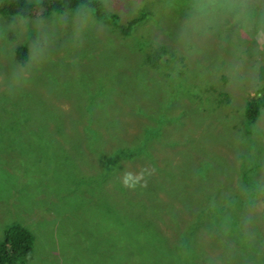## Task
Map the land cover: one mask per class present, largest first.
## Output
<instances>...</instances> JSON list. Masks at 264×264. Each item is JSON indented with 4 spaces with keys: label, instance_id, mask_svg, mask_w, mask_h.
Instances as JSON below:
<instances>
[{
    "label": "rangeland",
    "instance_id": "1",
    "mask_svg": "<svg viewBox=\"0 0 264 264\" xmlns=\"http://www.w3.org/2000/svg\"><path fill=\"white\" fill-rule=\"evenodd\" d=\"M100 1L147 16L0 13V241L34 234L15 264H264V0Z\"/></svg>",
    "mask_w": 264,
    "mask_h": 264
},
{
    "label": "trees",
    "instance_id": "2",
    "mask_svg": "<svg viewBox=\"0 0 264 264\" xmlns=\"http://www.w3.org/2000/svg\"><path fill=\"white\" fill-rule=\"evenodd\" d=\"M86 6L94 9L95 15L106 23L115 25L123 35H129L134 25L143 20L147 13L143 12L139 16L131 18L126 24L120 22L119 16L105 8L100 0H41L39 2H30L28 0H0V13L3 15H22L29 16L32 13L40 12L46 16L52 11H64L77 6ZM156 57L159 51L154 52ZM16 57L21 64H25L28 57V49L21 45L16 50ZM155 62L156 58L151 59ZM264 78V65L262 66ZM264 92V88L257 91ZM261 102L252 97L245 106L246 117L254 121L260 114ZM34 234L26 226L16 223L6 229L5 238L0 241V264H15L18 260H24L33 250Z\"/></svg>",
    "mask_w": 264,
    "mask_h": 264
}]
</instances>
